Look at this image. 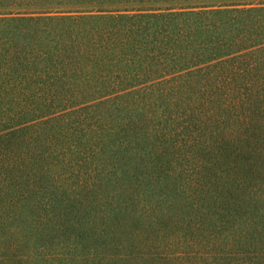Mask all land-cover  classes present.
Listing matches in <instances>:
<instances>
[{
  "label": "trees",
  "instance_id": "obj_1",
  "mask_svg": "<svg viewBox=\"0 0 264 264\" xmlns=\"http://www.w3.org/2000/svg\"><path fill=\"white\" fill-rule=\"evenodd\" d=\"M128 1L148 12L109 15V26L79 40L69 27L49 46L0 36V225L12 192L29 197L56 146L78 131L115 128L104 116L93 120L87 104L95 92H158L176 96L164 106L166 116L122 118L118 131L131 127L139 146L171 135L180 146H203L209 158L180 169L195 188L192 204L217 217L198 227L211 230V251L226 264H264V0ZM157 1L167 5L143 3ZM93 65L98 71L90 74ZM239 221L250 228L233 231ZM17 242L5 241V248Z\"/></svg>",
  "mask_w": 264,
  "mask_h": 264
},
{
  "label": "rangeland",
  "instance_id": "obj_2",
  "mask_svg": "<svg viewBox=\"0 0 264 264\" xmlns=\"http://www.w3.org/2000/svg\"><path fill=\"white\" fill-rule=\"evenodd\" d=\"M138 5L128 0H0V36L9 39L11 32L18 44L49 46L56 33L69 27L79 40L84 31L109 26V15L148 12L136 10ZM129 67L136 70L137 64ZM88 70L93 74L98 68ZM186 89L180 95H189ZM127 91L119 97L95 92L87 104L93 120L104 116L115 128L93 127L85 136L78 131L68 145L54 148L27 199L13 193L17 189L12 192L4 204L7 223L0 225V264H226L211 251L216 246L208 241L211 230L198 227L201 219L217 217L206 216L201 205L196 209L195 188L184 184L180 171L209 158L203 146H180L177 135L139 146L131 127L118 131L122 118L166 116L164 106L176 96ZM59 171L64 175L56 178ZM240 228L250 224L239 221L232 229ZM12 239H19L18 247L5 248Z\"/></svg>",
  "mask_w": 264,
  "mask_h": 264
}]
</instances>
